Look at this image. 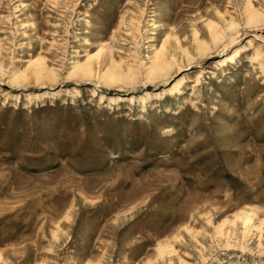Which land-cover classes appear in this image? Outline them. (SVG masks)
<instances>
[{
	"label": "rangeland",
	"instance_id": "1",
	"mask_svg": "<svg viewBox=\"0 0 264 264\" xmlns=\"http://www.w3.org/2000/svg\"><path fill=\"white\" fill-rule=\"evenodd\" d=\"M248 6L264 14L0 0V264H264V22L246 25ZM155 51L170 67L149 80Z\"/></svg>",
	"mask_w": 264,
	"mask_h": 264
},
{
	"label": "bare ground",
	"instance_id": "2",
	"mask_svg": "<svg viewBox=\"0 0 264 264\" xmlns=\"http://www.w3.org/2000/svg\"><path fill=\"white\" fill-rule=\"evenodd\" d=\"M253 8V7H252ZM250 6H248L245 11V23L246 25H253V24H262L261 22H264V14L258 10H253ZM214 27V26H213ZM236 27V24L234 21L230 20L227 23V29L233 30ZM215 28V27H214ZM236 30V28H235ZM224 39V33L220 30H215L214 33L212 34V40L213 42H218ZM230 39V37H229ZM225 40V39H224ZM223 40V41H224ZM229 41V40H228ZM198 49L200 51H204L206 49V45L204 43H199L198 44ZM162 51V50H161ZM261 56L260 50H255V54L253 56V60H259V57ZM239 57V50L236 49L235 51L232 52L231 56H226L224 59L219 61L220 65L225 64L227 61L233 62L235 58ZM170 67V63L163 58L162 52H154L153 56L150 59V65L147 66L146 68V74L145 76L149 80H153L155 78L163 77L167 74V71ZM170 71V70H169ZM34 76L37 79H40L41 77L46 76L47 78H51L54 75V70L50 69L47 70L44 67H40L36 70L33 71ZM71 75L79 76V77H91L93 74V70L91 68V65L89 63L85 64H80V63H75L72 67V71L70 72ZM132 75L130 73L126 75H121L117 74V72H114L113 69H109L102 77H103V82L108 83H114L115 81H120L123 82L125 80H131ZM16 80H21L27 77L26 72H21V73H14V76ZM188 80V79H187ZM187 84V81L185 78L179 79V81L170 89L169 93L171 92H179L180 88L183 85ZM249 221V220H248Z\"/></svg>",
	"mask_w": 264,
	"mask_h": 264
}]
</instances>
